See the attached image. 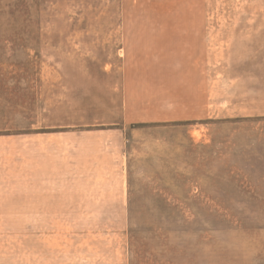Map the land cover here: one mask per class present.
<instances>
[{
	"label": "rangeland",
	"instance_id": "1",
	"mask_svg": "<svg viewBox=\"0 0 264 264\" xmlns=\"http://www.w3.org/2000/svg\"><path fill=\"white\" fill-rule=\"evenodd\" d=\"M21 258L264 264V0H0V264Z\"/></svg>",
	"mask_w": 264,
	"mask_h": 264
},
{
	"label": "crops",
	"instance_id": "2",
	"mask_svg": "<svg viewBox=\"0 0 264 264\" xmlns=\"http://www.w3.org/2000/svg\"><path fill=\"white\" fill-rule=\"evenodd\" d=\"M22 259H23V258H21V261L19 262V264H22ZM33 259H34V258H33ZM35 259H37V258H35ZM41 259H43V258L41 257ZM45 259H46V258H45Z\"/></svg>",
	"mask_w": 264,
	"mask_h": 264
}]
</instances>
